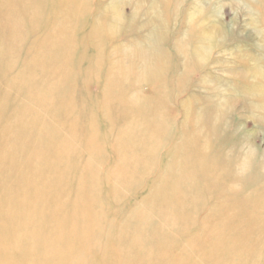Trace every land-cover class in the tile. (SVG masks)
I'll use <instances>...</instances> for the list:
<instances>
[{
  "label": "rangeland",
  "instance_id": "rangeland-1",
  "mask_svg": "<svg viewBox=\"0 0 264 264\" xmlns=\"http://www.w3.org/2000/svg\"><path fill=\"white\" fill-rule=\"evenodd\" d=\"M0 264H264V0H0Z\"/></svg>",
  "mask_w": 264,
  "mask_h": 264
}]
</instances>
